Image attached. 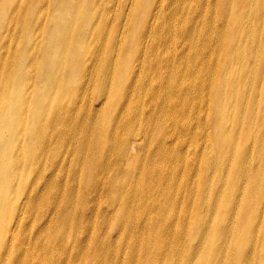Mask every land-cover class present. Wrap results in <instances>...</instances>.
<instances>
[{
    "label": "bare ground",
    "instance_id": "bare-ground-1",
    "mask_svg": "<svg viewBox=\"0 0 264 264\" xmlns=\"http://www.w3.org/2000/svg\"><path fill=\"white\" fill-rule=\"evenodd\" d=\"M52 1L60 4L59 9L54 10L57 11L58 16L53 18L54 13L49 15L47 10L41 12L42 22L40 23V19L35 20V24L40 23V29L33 46L28 45L32 41L29 30L32 16L25 9L24 17H27L28 28L26 39L21 42L24 25L20 19V23L17 24L21 33L17 52L9 62L5 61L8 67H0V70L5 74L2 79L3 83L0 82V99H3L4 102L0 105V208L2 206L5 209L10 207L9 215L1 216L0 214V253L9 256L13 251V244L16 242L15 264H26V255L20 252L19 244L22 241V236L18 232L20 228L25 229V222L29 219L32 220V227H34L38 223L37 216L40 214L41 220L38 227L27 229V235L33 230H37L34 248L38 251L47 248L55 238L62 237L66 224L69 227L76 226L77 230L87 234V241L83 243L78 241L76 246V254L79 255L77 257L81 258L84 264H113L117 262L118 255L124 254L127 256L120 264H194L193 254L198 247L194 236L199 237V235L201 237L210 235L208 241L215 242L222 239L230 241L232 235L234 241L231 249L230 247L221 249L222 244L220 249L218 246L206 248L196 264H264V220H261L258 225L260 240L256 250L252 248L253 239L250 238V235L245 240H241L248 235L252 227L256 205L247 203L246 206H242L240 203V211L233 215L231 208L228 210L225 206L217 204V199L225 186L214 183L212 178L216 177L215 170L221 173L227 164L217 161L218 166L216 165L217 158L212 148L205 152L202 161L199 160L198 163L195 161L196 153L193 154V160L188 162H185L184 156H182L183 153L188 154L191 151L193 141L198 139L194 130V119L186 113L195 110L200 112L203 104L202 102L197 103L193 99L194 88L184 81L187 69L183 63L189 57L186 47L188 44H192L195 35L196 27L193 19L196 12L189 18L187 29L185 26L183 30V26L180 25L176 38L177 44L171 51L168 50V43L174 40L170 38L167 42H161L160 38L167 28L166 22L175 13L182 15L181 10L176 12L168 9V12L161 15L162 9L158 7L150 16L148 13L145 21L143 19L144 23L142 21V26L137 30L139 41H143L146 45L152 31L156 26H159V23L160 27L157 32L161 34L157 36L152 34L150 52L138 49L136 60L129 73L131 79L127 78L126 80L122 76L119 65L126 50L122 45L123 39L118 33L127 25L129 16L131 17L136 5L132 2L128 3V8L122 11L123 21H120L117 27L112 22L106 29L103 18H100L93 30L89 31V37L84 40V43L86 46L87 42L95 43L92 40H97L96 34L99 29L106 38V44L113 46L108 59L117 57L119 63L107 64L106 71L101 74L100 78H96L92 74L88 76L87 82L81 88L80 95L86 87L92 90V95L84 109L81 110L82 102L78 93L69 97L68 102L79 99L80 110L76 111L68 123L67 114L57 116V119L54 120L49 117L56 107L54 104L58 95H54L50 91L45 92L48 81L47 72L53 70L51 66L56 67L57 55L73 46L76 36L84 32L89 15L78 27L71 23L73 13L65 10L64 6L68 0ZM82 1L91 4L96 1L97 8L103 11L102 13L111 11L115 17L118 15V5H115L117 0H107L103 4L99 0ZM173 1L176 6L178 5V9H184L182 5L184 0ZM11 2L14 0H4L0 3V11L3 10L4 13ZM252 2L254 12H260L263 7L262 0H252ZM22 5L18 2L15 14L21 12ZM67 15L68 30L63 25ZM230 16L232 14L229 13V18ZM162 23L163 26H161ZM54 24L59 32V40L55 43L54 35L49 32ZM220 25V33L230 35V28L226 29L222 22ZM254 26H256V22L251 19L248 27ZM47 29L51 41L45 47L48 48L47 52L39 58L35 54V48L45 37ZM167 33L168 36H172L169 29ZM205 33L207 31L198 26L199 41L197 42H200V49H209L210 47V39L205 37ZM221 34L217 36L215 47L217 53L213 52V55L217 57L218 67L215 71L212 68L210 75L213 74V82L218 84L220 80L215 76L219 77L221 70L222 77H225L226 70L230 68L225 77L229 81H223L220 91L224 86H230L231 91L237 84L234 69L239 58L236 51H225L224 64L220 67V55L224 52ZM250 36L252 37L251 34ZM116 43L119 45L115 47ZM165 50L169 55L162 57L161 54ZM71 56L76 58L72 66L69 67V72L68 61L62 62L59 66L66 67L65 77L69 73L74 81L80 70L90 67L93 61V65L103 69L106 48L100 49L95 57H90L86 52L82 56L80 66L77 59L79 55L72 54ZM26 74L28 76L25 78ZM261 74V77H257L253 81L264 84L263 66ZM252 75L253 73L250 71L249 77H253ZM56 78L55 70L53 80ZM98 82L101 89L95 92ZM244 82H246L244 79L240 80V83ZM64 83L59 79L56 82V87L60 88ZM90 84L93 85V89ZM81 85L82 83L80 87ZM107 91L109 94L117 91L118 96L109 99ZM262 95L264 98V93ZM262 95L260 93V101ZM246 97L245 87L237 84L232 107L237 109L239 106L241 109ZM67 98L68 96L65 99ZM95 102L99 104V107ZM224 102L226 100L222 92L218 93L212 102L209 101L207 110L209 117L206 119L212 126L215 121L218 123V120L209 111L212 107L218 116V113H223L226 110ZM29 103L34 104V107H39L38 112L32 114L28 109ZM255 104L256 102L253 101V110L256 108ZM106 106L111 107V113L107 117L106 125H102L99 119ZM66 107L65 103L59 106L60 109H66ZM170 107L172 108L170 109ZM262 111L264 109L261 110V114ZM29 112L30 117L27 120ZM81 112L83 119L79 121L75 116L80 115ZM32 116L34 117L31 126L27 130L26 126ZM230 120L233 126L228 135L232 136V139L226 142V147L231 151L237 145L238 126L244 119L239 111H235V116L230 115ZM180 122H187L191 127L186 126L185 123L180 124ZM56 124L59 128L62 127L58 124H63L65 130L62 132V129H58ZM199 124L203 128V124L200 122ZM204 124L205 129L201 133V139H204V133L207 130L204 142H209L207 121ZM44 127L48 128V134ZM261 127L263 128L262 125ZM217 128L218 124L215 128L216 131ZM79 132L80 136L74 137V134ZM258 137L259 147L256 158L262 161V167L257 166L254 170L250 168L251 149L246 164L233 166V169L228 171L225 185L230 183V187L233 186L235 190H239L237 179L243 176L246 179L245 193L251 192L255 187H264V131L263 136L258 134ZM57 141L59 144L55 157L45 168V163L41 158L52 153L50 144ZM42 144L44 145L41 149ZM64 144H66L65 149ZM26 146H37L41 151L31 160L30 149L27 152H22ZM222 149L221 147L219 150L222 151ZM245 151L244 147L241 148V152H238L236 147L231 156L234 160L243 158ZM213 156L216 160L213 159ZM68 158V180L65 186H62V194L58 195V178L52 172L57 170L58 165H62L59 164V161L63 162ZM176 166L180 168L178 171L175 169ZM28 168H31L32 173H36L32 174L30 180L23 181L21 178ZM45 174L50 176L46 178ZM196 176L197 181L194 182L193 188H188L183 200L179 196L178 188L173 192L169 191L170 186L178 182L180 178L189 180ZM49 189L50 192L47 194ZM67 190L70 194L72 193L69 198H67V194H64ZM208 193H211V202L207 199ZM80 195L82 199L79 205ZM55 198L58 199V204H55ZM234 198L236 197H233L232 200ZM186 199L187 204H185ZM47 202L50 204L53 202V208L56 209V212L59 211L58 214H62L60 220L55 221L51 230H48V226L51 224L50 215L53 211L51 209L47 213ZM179 203L181 205L175 211L172 206ZM16 204L20 208L11 217ZM170 207L171 209H169ZM211 214L218 215L224 220L230 218V224L225 227L217 224L202 227L205 218ZM47 220L48 224L42 227V222ZM78 220L84 221L81 228L77 227ZM218 222L223 221L218 220ZM192 223L195 224L194 231L193 227L190 228ZM158 225L162 226V231L157 229ZM49 233L51 235L48 237L51 238L46 239ZM54 246L55 249L62 250L61 247H56V242ZM199 247L202 245L199 244ZM64 249L65 251L70 249L75 253L73 243ZM221 254H223V258Z\"/></svg>",
    "mask_w": 264,
    "mask_h": 264
},
{
    "label": "rangeland",
    "instance_id": "rangeland-1",
    "mask_svg": "<svg viewBox=\"0 0 264 264\" xmlns=\"http://www.w3.org/2000/svg\"><path fill=\"white\" fill-rule=\"evenodd\" d=\"M4 0H0V3H2ZM64 1V0H63ZM107 0H99L100 3H105ZM20 2L22 5V10L18 14H15V8ZM133 3L136 5V8L131 13V17L129 16V20L127 22V25L124 27V29L119 31L118 35H121V38L123 39L122 45L125 47V54L122 56L120 60V67L122 70V76L126 80L131 79L129 78V73L131 70L132 64H134L136 60V55L138 52V49H143L144 51L150 52L151 43H152V34L159 35L160 32H157L159 26H156L154 31H152L150 38L148 39V43L144 45L143 41H139L137 30L139 27L142 26V24L145 21V18L147 14L149 13V16L152 14L153 11H155L158 7H161L162 13L168 12V9H171L173 11L181 10L182 15H177L176 13L174 16L166 22L163 21L165 24L166 22V29L163 31L160 41L161 42H167L170 38H172L174 41L168 43L169 48L168 50H173L174 45L177 44L176 38L178 36V31L180 28V25L183 26V30L188 28L189 25V18L196 12V16L193 19L195 21V35L192 40V44H188L186 47V50L188 51L189 57L188 59L183 63L186 66L187 74L184 78V81L191 84L194 88L195 93L192 95L193 99L196 100V102H202V110L199 112L198 110L195 111H189L186 113L190 118L194 119V130L198 137L196 141H193V146L191 148V151L188 154H184V160L185 162L192 161L193 160V154L196 153L195 161L196 163L199 162V160L202 161L203 155H205V152L209 148L214 149L216 160L220 163L225 162L227 164L225 170L223 172H218V170H215L216 177L212 178L214 183H218L219 185H224L225 189L217 199L218 206H225L228 208V210L233 211V215L236 212H239V206L240 203H242V206H246L247 203H250V205H256V210L253 215V223L252 227L248 233V235L241 239L245 240L247 237L252 238V248L254 250L257 249L260 235L258 233V225L261 220H264V187L261 188L255 187L251 192L245 193L244 187L246 184L245 177L241 176L237 179L239 190H235L234 187H230V183L225 185V178L230 170L233 169V166H240L242 164H246L249 159V153L252 149V158H251V164L250 168L254 170L257 166L260 168L262 167L263 163L262 161L258 160L256 158L257 152H258V134H261L263 136L264 131V111L261 110L264 109V98L262 93H264V84H260L257 81H253V79H257V77L262 76V66L264 68V0L263 7L260 12H254L252 9V0H184L182 1V5L184 6V9H178V5L176 6V3H174L173 0H117L118 5V15L115 17V15L111 11H105V13H102L103 11L99 10L96 5V1L94 3H83L82 0H68V3L65 4V10L68 12L73 13V18L71 20V23L76 26H81L83 21L86 17H88V20L86 22L85 30L84 32L80 33V35L76 36L75 43L73 46L68 47V49L65 50L64 53H60L57 55L56 59V67L51 66L53 68L52 71L47 72L48 75V81L46 82V89L45 92H51L54 95H58L57 101L54 104L56 107L52 110L49 117H52L53 120L57 116H62L64 114H67L68 117V123L70 122L69 119L74 116L77 110H80L79 105V99L82 102L81 110L84 109V107L87 104L88 99L92 95V90L89 88L83 89L82 95L81 88L82 86L87 82L88 76L90 74L95 75L96 78H100L101 74L106 71L107 64L112 65L113 63H119L117 57H113L108 59L111 50L113 49V46L110 44H106V38L101 33V31L98 29L96 36L98 37L97 40H92L95 43L87 42V46L84 43V40L88 39L89 37V31H92L93 28L96 26L98 20L100 18H103L104 25L106 29L108 28V24L114 22L116 27L119 26L120 21H123L122 11L128 8V3ZM10 4V3H9ZM60 4L53 2L52 0H14V2H11V4L5 9V12L3 13V10L0 11V67L5 66L8 67V65L5 64L6 62H9L13 56H15L17 52V44L19 42V37L21 35L20 30L17 27V24L20 23V19L22 24L24 25V30L21 37V42H24L26 39V34L28 32L27 28V17H24V11H26L32 16L31 25H30V34L32 41L29 46H33L35 43V39H37L39 35V29H40V23L42 22V18H40L41 12L44 10H47L49 15L53 14V18L57 17V10L59 9ZM190 9V10H187ZM54 11V12H53ZM88 11V12H87ZM229 13L232 14L229 18ZM49 17V16H48ZM40 19L39 24H35V20ZM144 19V21H143ZM251 19H253L256 22V26L254 27H248V23H250ZM143 21V23H142ZM150 22V21H149ZM187 22V24H186ZM221 22L224 24L226 29L230 28V35H227L226 33L221 34ZM163 23L161 26H163ZM63 25L66 27V30H68V15L65 18V21L63 22ZM150 26V24H148ZM198 26H200L202 29L206 30L207 33H205V37H208L210 39L209 43V49L203 48L200 49V42L198 38ZM123 27V26H122ZM170 30L172 33V36H168L167 30ZM115 31V30H114ZM50 34L54 35V43L59 40V32L57 31V26L54 24L51 27V30L49 29ZM113 33V31H111ZM218 34H221L222 36V42H223V54L220 55L219 63L220 67L223 66L224 62V54L225 51L230 52H237V57L239 58L236 67L234 69L235 71V82L239 85H243L246 90L247 97L243 101L244 105L240 109L238 106L237 109H234L232 107V104L234 102L233 98L235 96L236 87L233 86L232 90L230 91V86H224L222 87V90L220 91L221 85L223 81L228 80L226 77L227 72L230 70L227 69L225 72V77H222L221 70L219 73V77L215 76L220 82L215 84L213 82V74L210 75V72L212 71V68L214 71L218 67L217 57L213 55V52H216V43H217V36ZM252 35V37L250 36ZM118 37V36H117ZM51 41V38L48 33L45 35V37L42 39L41 43L38 47L35 48V54L41 58L44 53L47 52L48 48H45L49 42ZM197 42V43H195ZM195 43V44H194ZM119 45V43H116L115 47ZM170 45L172 46L170 48ZM17 46V47H16ZM114 47V48H115ZM106 48V56L104 58V66L103 69L99 68L97 65H93L90 67L85 68L84 70H80L79 75H77V78L73 81V77H71L68 73V76L65 77L66 73V67L62 68L59 66L62 62L68 61V72L70 71L69 67L72 66V63H74L75 58H72V54L75 56L78 54L77 57L79 61V66L81 63L82 56L88 52L90 57H95L97 53L100 51V49ZM215 49V50H214ZM28 50V49H27ZM29 52V50H28ZM169 53L167 50L161 54L162 57L168 56ZM68 58V59H67ZM44 59V65H45V57ZM231 67V64H230ZM27 69V67H25ZM62 68V69H61ZM41 69V64H40ZM56 70L57 78L56 80H53L54 72ZM253 73V77H249V72ZM4 72L0 70V82L3 83V77ZM28 75H25V78ZM61 79L65 83L60 86V88L56 87V82ZM244 79L246 82L240 83V80ZM42 81V79H40ZM82 83L81 87L80 84ZM93 89V85L90 84ZM53 89V90H50ZM55 89H58L55 91ZM101 89V86L99 82L97 83V86L95 88L96 90ZM94 91V90H93ZM222 92L223 97H225L226 102V110L223 113H217L212 109H210V113H212L215 118L218 120V123L215 121L214 125L206 119V117H209L207 114V110L209 109V101L212 102L214 100V97L217 96L218 93ZM78 93L79 99L72 100L68 102V99L70 96H73V94ZM108 93V91H107ZM260 93L262 95L261 101H260ZM1 94V91H0ZM109 94V93H108ZM68 96L67 99H65ZM118 96V92L114 91L108 95L109 99H113L114 97ZM223 99V98H222ZM240 101V100H239ZM253 101L256 102L255 107L258 109H252L254 107ZM3 99H0V105H2ZM65 103L67 104L66 109H60L59 106ZM42 104V103H41ZM96 106L99 107V104L95 102ZM94 104V106H95ZM47 105V102L45 103V106ZM229 105V106H228ZM34 104L29 103L28 109L29 111L34 114V112H38L39 107H34ZM172 107H170L171 109ZM169 109V110H170ZM206 109V111H205ZM235 111H239L241 113V117H243V121L238 126V134H237V151L241 152V148H246V151L244 152V157L235 159L232 158L231 153L233 150H228L226 147V142L230 141L232 139V136L228 135L230 132V129L233 126L232 121L230 120V115L235 116ZM111 113V107L106 106L103 109L101 118L99 119V122L102 123V125H106L107 123V117ZM30 117V112L27 115V120ZM33 117L30 118L26 129L28 130L31 126V122L33 120ZM76 119H79L81 121L83 119V113L76 115ZM207 121L208 125V134H209V142L205 141L206 137V131L204 133V139H201V133L205 129V122ZM261 121V122H259ZM203 124L202 126L199 124ZM186 124V126L191 127V125L187 122H180V124ZM218 124V128L216 131V126ZM62 128H59L56 124V127L58 129H62L63 132L65 130V126L63 124H58ZM263 126V128L261 127ZM211 127V129H209ZM45 128L46 134H48L49 130L47 127ZM61 134V133H60ZM80 136V132L77 134H74V137ZM62 137H64L62 135ZM257 142V143H256ZM59 141L52 142L50 144V148L52 149V153L49 155H44L41 159L45 163V168L48 166L49 162L55 157L56 150L58 148ZM258 144V145H257ZM44 144L40 146L42 149ZM66 144H64L65 149ZM223 148L222 151L219 150L220 148ZM30 149V150H29ZM37 146L30 147L26 146L22 152H27L29 150L30 152V158L31 160L34 159L41 151ZM71 151V149H68ZM58 152V151H57ZM24 154V153H23ZM70 157V156H69ZM57 159V158H56ZM225 159V160H223ZM234 160V161H233ZM68 162L69 158L62 161H59V164L57 166V170L53 171L52 174L56 175L59 182V188H58V195L62 194V186H65L67 180H68ZM218 166V165H217ZM12 170V165H11ZM59 169V170H58ZM176 171H178L180 168L175 167ZM38 170V169H37ZM39 171V170H38ZM36 173V172H34ZM31 168H28L25 172V175L21 178L23 181L30 180L32 177ZM48 178L50 175L45 174ZM197 176L191 179H185L180 178V180L174 184H172L169 188L170 192H173L175 189L178 188L179 190V196L184 198L186 196L188 188L192 187L194 182L197 181ZM193 188V187H192ZM50 192V189L48 190L47 194ZM46 194V195H47ZM67 194V198L70 197V194L68 190L64 193ZM75 194V192H74ZM233 197H236L232 200ZM227 198V199H226ZM231 198V201H230ZM240 200H239V199ZM81 195L78 198V204L81 203ZM207 199L211 202L212 196L211 193L207 194ZM243 199L244 201H242ZM20 201V200H19ZM55 204H58V199L55 198ZM188 201L186 199L187 204ZM15 204V203H14ZM78 205V206H79ZM180 203L172 206V208L176 211L180 207ZM54 203L47 202V213H49L52 209L53 213H51V224L48 226V230H51L52 227H54L55 221H59L62 217V214H58L59 211L56 212V209L53 208ZM183 207V206H182ZM20 206L16 204L13 208V213L11 217L13 216L14 212L18 210ZM38 207L36 208V210ZM171 209V207L169 208ZM139 211V210H138ZM0 214L1 216L9 215L10 214V207H7L5 209L4 206L0 208ZM48 215V214H47ZM78 216V215H77ZM10 217V219H11ZM79 219V216H78ZM41 220V215L39 214L37 216V222ZM218 220L223 222H218ZM229 221V222H228ZM38 223L32 227V220H26L25 222V229L20 228L18 234H21L22 241L19 244L20 252L21 254H25L27 258L26 264H84L83 260L81 258H78V254H76V246L78 241L86 242L87 234L85 232H80L75 227H69L66 224V227L64 229V235L62 237L53 238L54 240L51 242L47 248H42L41 250H36L34 248V241L36 239V232L37 230H33L29 235H27V229H33L38 227ZM48 224V220L42 222V227L44 225ZM77 227L81 228L84 224V221H77ZM220 225V226H228L230 224V218L227 220L221 219L220 216L211 214L210 216H207L204 220V225L202 224V227L206 226H214V225ZM32 227V228H31ZM186 227V224H185ZM193 231L195 229V224H190V228ZM157 229L162 231V226L158 225ZM185 232V229H184ZM212 233V232H209ZM222 233V230H221ZM51 233H49L46 236V239H50ZM198 235V234H197ZM210 235H204L199 237H195L196 245L198 246L193 258L194 264H196V261L198 262V259L201 255H203L206 248L210 249L211 247L218 246L220 249V245L222 244L221 249L232 247V243L234 241L232 235L230 236V241H224L222 239L219 242L215 241H208ZM207 239V240H205ZM56 247H61L62 250L55 249ZM71 243H73L75 247V253L72 252V250L68 249V251L64 248H68ZM199 244L202 245V247H199ZM16 242L13 244V251L9 256H5L4 254L0 253V264H15L16 263V257L14 256L15 248H16ZM125 253V251H124ZM126 254L124 255H118L117 262L113 264H120L121 261H123L126 258ZM221 257L223 258V254H221ZM68 260V263H67ZM91 260V259H88ZM87 260V261H88Z\"/></svg>",
    "mask_w": 264,
    "mask_h": 264
}]
</instances>
